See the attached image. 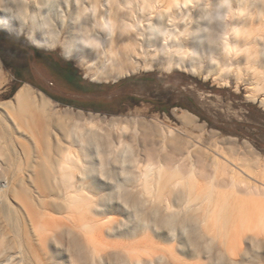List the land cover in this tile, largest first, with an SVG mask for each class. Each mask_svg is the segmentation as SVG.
<instances>
[{
  "label": "rangeland",
  "instance_id": "obj_1",
  "mask_svg": "<svg viewBox=\"0 0 264 264\" xmlns=\"http://www.w3.org/2000/svg\"><path fill=\"white\" fill-rule=\"evenodd\" d=\"M53 1L44 8L37 0H0V119L4 111L10 118L2 119L8 130L0 123V264H264V212L259 217L252 197L213 189L208 177L220 170L212 163L203 171L194 151L176 152L174 171L182 167L187 178L201 169L199 189L217 191L226 207L201 206L195 185L183 190L186 180L143 191L146 165L159 164L150 152L159 155L165 145L168 153L181 141L210 149L233 141L244 172L264 183V94L218 78L208 29L216 25V39L227 27L210 21L213 7L188 0L181 11L188 68L166 61L132 71L99 49L108 29L104 0ZM126 5L156 39L162 29H152L136 0ZM261 44L248 58L264 67ZM24 87L32 118L15 121L8 111L17 113L15 95ZM80 112L98 119L86 124ZM121 128L125 139L118 140ZM45 148L78 157L72 191L35 183ZM67 192L81 194V211L68 209Z\"/></svg>",
  "mask_w": 264,
  "mask_h": 264
},
{
  "label": "bare ground",
  "instance_id": "obj_2",
  "mask_svg": "<svg viewBox=\"0 0 264 264\" xmlns=\"http://www.w3.org/2000/svg\"><path fill=\"white\" fill-rule=\"evenodd\" d=\"M37 1V3L44 8H52L55 6L53 0ZM124 1L125 3L122 5L119 4V0L103 1L104 3L102 6L104 5L107 8L109 14L107 22L108 29L105 31L104 38L98 42V46L104 55L116 56L123 64L132 65L130 68L132 71L136 70L141 65H155L166 61L175 62L176 65L183 64L185 68H188V65L192 64L193 61L190 57L191 53L189 54L188 43L185 40V31H183L179 23L182 9L188 12V0H136L143 16L146 18L145 21L148 22L151 27L159 26L160 29H162V31H159L160 35L157 33L159 37L155 35L156 39H152L154 38V34H156L155 32H144V30L141 29L142 25L140 26L132 20V15L128 11L126 5L129 3V0ZM199 1L202 4L206 3L213 7L211 9L213 16L210 17V21L215 20L217 17L220 19V23H224L227 27L225 32L220 35L218 34L216 39V33L214 32V27L216 25L208 29V38L210 40L208 41L210 43L208 44L210 47V49L208 47V53L211 50L210 54L211 52L212 54L210 58L212 61L215 60L216 66L219 67L218 78L224 81L232 78L235 83H243L250 94H264V67H261L262 65H260L258 61L255 62V60L252 63L248 58L251 57L252 59L255 55L257 46L264 43V0ZM162 3H166L167 5L162 6ZM241 4L243 5L242 7L240 6ZM252 8L254 11L249 12ZM221 11L223 13L222 16L218 14ZM165 18L170 19L169 23H166ZM15 101L17 104V113L15 114L14 110L8 111L11 119L16 121V116L25 117L27 115L29 118L30 111L31 114H33V106L30 101V89L28 87H24L16 93ZM4 112H2V119L8 121L10 118L6 115V112ZM78 116H81L83 118L81 120L86 121V124H88L87 122L91 121L92 123L94 122L93 120L98 119L96 116H86L81 112ZM30 118L32 117L30 116ZM2 119H0L1 126L3 129L8 130V126L5 125ZM120 130L122 131L116 134L117 139L123 140L125 139L126 130L124 128ZM33 139L38 143L36 138ZM190 142L184 143L181 141L173 147V151L168 153L165 152L167 148L163 145V151H161L159 155L153 153V151L149 149L150 147L148 149L152 151V153L148 151V149L146 150L148 153L150 152L148 159L151 157L157 158L159 164H154L155 167L151 164L146 165V170H144L145 173L143 172L144 174L142 176L144 179L143 191L150 193L152 187L155 186H160L168 190L172 187L182 186L184 184L183 180H186L182 187L183 190L193 191L195 190V188H193L195 185L197 191L195 193V199L201 200V206L207 208L208 204L206 205V203L219 201L221 208L226 207L228 200L222 198L220 193H217V191L212 193V191L199 189V181H203L204 179V176L201 175V169L193 170V172L200 175H195L194 173L191 177L189 175L187 178H181V174L184 175L181 166L178 171H174L173 164H175L176 161V152H190L189 150H191V153L192 151L195 152L193 157L197 163L202 164L200 168H202L203 171H205L206 164L212 167L213 163L215 168H219L221 173L220 177H208L210 178L209 182L212 183L213 189L228 191L232 196L236 197H252V201L255 200L256 213L261 217L264 212V183L252 178L251 173L248 171L244 172L242 169L243 166L240 164L236 155V144L231 140L228 142L223 141L220 143L221 145L213 146L210 149L206 146H203V148L198 147L196 143ZM37 146H39V144H37ZM169 146L171 145L169 144ZM204 149H207L208 152H204ZM45 153L46 158L39 157L40 160L35 170V183L37 186L43 188L44 185L50 184V182L53 181L54 183L64 185L66 189H72L69 182L73 179V169L79 161L78 157L75 158L76 155L69 152L67 149H56L55 152L50 155H48V150L46 149ZM195 160L194 162H196ZM163 167L166 168V170L163 169ZM215 168L213 167L212 169L215 170ZM243 175L245 176L243 177ZM79 195H72L67 192L65 198L63 197L69 210L81 211L83 209L82 205L85 200ZM184 197L188 200L191 198V195L188 193V197L185 195ZM250 209L252 212V208Z\"/></svg>",
  "mask_w": 264,
  "mask_h": 264
},
{
  "label": "crops",
  "instance_id": "obj_3",
  "mask_svg": "<svg viewBox=\"0 0 264 264\" xmlns=\"http://www.w3.org/2000/svg\"><path fill=\"white\" fill-rule=\"evenodd\" d=\"M50 61V60H49Z\"/></svg>",
  "mask_w": 264,
  "mask_h": 264
}]
</instances>
